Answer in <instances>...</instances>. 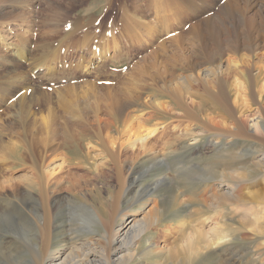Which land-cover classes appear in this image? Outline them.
I'll use <instances>...</instances> for the list:
<instances>
[{"label": "rangeland", "instance_id": "rangeland-1", "mask_svg": "<svg viewBox=\"0 0 264 264\" xmlns=\"http://www.w3.org/2000/svg\"><path fill=\"white\" fill-rule=\"evenodd\" d=\"M247 2V0H0V205L5 206V198L11 199L14 193L24 191L26 188L24 178L29 175L27 178L34 180L36 170L44 166L45 172L52 173V176L56 174L58 187L62 190L58 192L60 195L74 196L71 189L79 192L84 189L80 192L84 195L86 189L85 196L89 204H94L103 211L100 212L103 225L110 222L107 216L113 214L111 218H114L122 208H128L124 210L128 217L140 220L154 205L158 207L156 211L158 221L135 246L137 253L140 254L142 248L148 245L146 241L148 240L152 251L144 258H138L135 264L141 262L226 264L219 263L221 244L219 245L221 247L216 245L209 248L197 258V262H191L185 253L189 243L181 239L182 229L185 227L205 231L213 227L216 217L221 218V221H218L219 225L226 224L234 229L235 233L229 236L230 240L235 236L229 244L230 248L231 246L233 248L228 250L237 254V258L241 260L234 264H259L253 255L260 251L256 246L260 243L261 236L257 235L252 239L253 235L246 230H240L246 234L242 235L245 239L241 241L238 231L236 233L237 228L242 229L240 224L242 219L247 229L253 225L244 219L251 209L242 205L244 207L235 211L234 205L226 202L211 209L202 205V202L201 204L198 201L194 202V198L197 199L195 196L201 192V187L207 186L200 173L208 175L212 172L218 176L224 173L223 180L227 183L232 180L229 176L231 171H237L242 177L260 179L261 171L253 164L252 159L264 152V146L252 141L248 146L251 154L247 157H236L235 152H232L230 145L227 144L229 141L227 136L211 134L210 137L208 133L197 128L194 130L196 135L192 133L186 137L190 140L187 143L196 142L194 146L187 148L189 151H179L177 152L179 154L174 153L165 157V152L170 154L173 147L179 148L178 142V145L172 146L168 138L177 137L178 130H181L175 122L181 119L182 112L177 109L176 103L183 93V87L182 83L176 80V85L165 91L161 87L163 82L157 79L160 76L167 78L170 75L189 74V71H185L186 64L194 57L191 51L195 49L200 54L198 45L201 43L191 41L193 36L190 34H187L182 42L175 40L185 36L191 26L194 27L208 16L216 14L218 19L223 20L227 30L239 32L247 30L254 36L261 35L264 0H259V6ZM223 6L238 7L240 11L236 13L241 12V17L235 13L230 19H224L221 14ZM165 14L169 15L170 24L167 27L160 21ZM239 21L242 22L241 25ZM213 43L214 41H211L209 46H214ZM229 55L230 52L225 51L222 56L214 59V64L226 65ZM27 58H30L28 62L37 66L35 69L27 64ZM157 93L165 96L160 100L154 99ZM150 99L162 107L156 118L163 120L162 124H158L159 119L153 120L146 127H139L142 129L138 132L135 123L131 126L136 131L127 127L128 132L121 135L114 131V127L108 126L117 117L132 118L135 115L136 118H133L137 122L141 115L143 119L152 116L156 111L153 108L151 110V106L144 105ZM116 101L123 107L121 108ZM130 102L136 106L135 108L139 107L138 110L141 112L133 108ZM169 121L171 123H168ZM215 121L221 123L224 120L216 118ZM254 121L255 117L250 118L248 123L250 132L253 133L254 128L250 127ZM228 122L225 120L218 126L227 130L228 126L230 127ZM165 124H174L171 126L175 131L171 127L173 130L171 134L162 137L160 133ZM135 133L141 135L135 136ZM51 134L58 136L55 144L50 143L53 138L50 137L48 140L46 136ZM64 134L69 136L71 134L72 137L70 140L73 144L69 150L61 146L62 144L59 146ZM74 135L76 138L78 136L83 138L85 153L91 151L88 159L80 162L81 165L78 159L83 157L79 153L82 152L83 146L78 141L74 142L76 140ZM209 139L221 142L209 150L207 148ZM89 140L94 144H90ZM102 141H106L107 146L110 144V148L101 146L104 144ZM124 143H127L130 153L123 157V162L127 160L123 165L119 147ZM130 143L133 146L135 144V148L131 149ZM44 144L48 146L46 150L50 157L42 164L37 153ZM142 144H153V147L150 145L152 147L150 154L148 152L147 154L153 158L156 156L157 159H163L162 162H143L144 159L140 157V161L131 163L128 156L131 152L137 153ZM71 146L75 148L76 154ZM90 148L95 149L92 151ZM195 161L203 172L193 169L178 171L182 163L190 164ZM87 166L94 167L93 172L97 175H87L85 170L83 171L88 168ZM131 169L136 173L134 179H131ZM85 180L88 181L86 185ZM130 183L133 187L130 201L126 203L127 200L124 202L123 198ZM21 211L22 209H18L17 212L10 211L4 217V222L1 221L0 230L9 239L5 241L7 244H0V264H32L23 236L25 213ZM196 221H202L203 226L200 227ZM70 233L69 223L65 228L55 230L51 239L53 246L56 247L61 242L70 246L77 243V239H83L77 237L75 232ZM73 237L74 240L71 239ZM188 237H192L190 231L187 235L184 234V240ZM234 243L237 247H234Z\"/></svg>", "mask_w": 264, "mask_h": 264}, {"label": "bare ground", "instance_id": "bare-ground-1", "mask_svg": "<svg viewBox=\"0 0 264 264\" xmlns=\"http://www.w3.org/2000/svg\"><path fill=\"white\" fill-rule=\"evenodd\" d=\"M185 1H191V0H185ZM247 1L248 4L254 6L260 5L259 0H247ZM238 11H240L238 7L223 6L221 9V14L224 17V19H230L232 15ZM236 15L238 17H241V12L240 14L236 13ZM160 21L165 23L163 25H166L167 27L170 24L169 15L165 14ZM241 24L242 22L239 21V25ZM261 32H262L261 35L254 36L247 30H243L242 32H239L237 30H227L223 25V20L218 19L216 14H214L204 19H201L197 24H195L194 27L191 26V28H189L185 36L183 35L178 40H175L182 42L185 39V37H187V34H190L193 36V38L190 39L191 41H193L194 43H196L197 41L201 43L198 45L199 50L201 51L200 54H198L195 49L194 50L192 49L191 52H192V56L194 57L192 60H189L188 63L186 64L187 70L185 71V72L189 71V74L187 75L178 74L176 76L170 75L167 78H165L164 76H160V78H157L159 79L158 81L163 82L161 87L165 91H167V88L171 89L173 86H175L176 80L177 82H181L183 87L182 95L180 97L178 95L179 99L177 97L175 98L176 100L177 99L179 100V101L177 100L178 103H176L177 109H180L183 114L182 116V114L180 113L181 115L180 116L181 119H179L180 121L175 122L176 126L179 125L181 130H178L179 135L177 137L171 139L168 138V141L170 140L172 146H174V144L176 146L178 142L179 148L177 147H176L177 149H175L174 147L173 149L171 148L172 152L170 153L167 151L170 154H167L165 152L166 154L165 157H169V155L171 156L172 154L177 153L179 151H186L189 146H194L196 142L187 143L189 139L188 138L186 139V137L191 136L192 133L193 135H196L194 134L195 132L194 130H197V128L206 134L208 133L210 137L211 134L213 135L215 134L220 137L223 136V134L224 136H227L229 140L227 144L230 145L231 151L235 152L236 157H247L248 154H251L248 146L252 141L259 142L262 146H264V22L262 24ZM211 41H214L213 43L214 46L213 45L209 46ZM7 44L8 43H5V45ZM225 51L230 52L227 64L226 65L223 63L214 64V59L222 56V54H224ZM26 60H27V64L32 69H35L37 67L33 63L28 62L30 61V58H27ZM253 72L254 74H252ZM137 85L139 84L137 83ZM134 86H136V84ZM157 94L158 95H155L153 97L154 99L160 100L163 98V96H165L162 95L161 93H157ZM148 95L150 96V94ZM121 101H123V99ZM157 103H155V101H151V99L144 103V105L147 104V106L148 105L151 106L150 107L151 110L153 108V110L156 111V113L154 114L152 113L153 115L149 116L146 119L141 118L142 116L141 115L140 120L136 122L135 121L136 119L133 118L135 117V115L132 116L131 114L132 118L128 117L129 119L120 118V117L119 118L117 117L118 119L114 118V120L110 122L108 126L110 128L114 127L115 129L114 131H116L118 134L121 135L128 132L127 127H129V129L133 128V126L131 125L136 123L135 125L138 127L137 129L139 132L140 129L139 127L142 128L143 126L146 127L147 124L150 123L151 121L153 120L157 121L159 119L156 118L158 113L162 111V107L161 105L160 106L157 105ZM118 104L120 105L121 108L123 107L120 103ZM172 104L173 103H171L170 106ZM133 105L134 104H132V107L135 108L136 106L134 107ZM136 105L138 106V104ZM114 106H118V105H114ZM138 108L135 109L139 112L140 110H138ZM127 113H129V111ZM253 117H255V121L250 128L253 127L255 133L250 132L248 126L250 118L252 119ZM173 118L175 119V117ZM216 118L224 121L225 120L229 121L228 123H230L229 124L230 127L226 125V127L228 126L229 129L227 130H225L224 128L221 129L218 125H220L224 121L223 122L221 121V123H219L218 121H215ZM157 122L158 124H162L163 120L160 121L159 119V121ZM168 123L171 122L169 121ZM171 125L172 124H165L162 127V131L160 133L162 137L171 134L170 132L173 131L172 128L174 127L172 126L174 124L172 126ZM221 127L223 126L221 125ZM134 130L136 131V129ZM98 132L101 133V131ZM129 132H131V130H129ZM136 133L135 136L136 135L138 136L141 135L140 133L142 132H140L139 134ZM75 135L77 136V134ZM75 135L74 138H76ZM81 135L82 134H80V136ZM46 136L48 140L50 139V137L53 138V140L50 141L51 144H55L54 142H57L56 140L58 139V136L56 134H51L49 136L48 135ZM80 136L77 137L78 140L77 138L76 140L74 138L73 139L75 140L74 142L78 141V143L83 146L84 141L82 140L83 138ZM70 137L71 134L70 136L64 134L62 139H60L62 143L59 144L58 142L59 146L62 144L61 146H65L69 150L70 145L73 144V141L70 140ZM195 138L196 137H194V139ZM155 139H157V137ZM197 140L200 141V139ZM90 141L91 140H89L90 144H94ZM103 141L101 143L104 144L101 143L100 144L101 146L105 145L103 146L105 148L107 144H105L106 141L105 142ZM220 142L221 140L220 141L217 140L213 142L210 141L209 139L207 148L209 150L210 149L212 150ZM132 143H134V141ZM46 144H44V147H42L41 151L37 153L38 158H40L42 161V164H44L47 158L50 157L47 154L46 148L48 146L46 147ZM126 144L125 143L120 144V147L119 144H117L121 152L123 165L126 163L125 161H127L124 160L123 162V157H126V154L130 153L129 152L130 149ZM129 145H132L131 149L133 147L135 148V144L134 146L131 143ZM150 145L152 146L153 144ZM150 145L149 144L140 145L137 153L131 152V154L128 156V160L131 163H135L136 161H140L141 159L139 158L142 157V160L144 159L143 162H148V163L162 162L163 159H157L156 156L155 158L151 156L152 157L151 158L149 156L150 154L149 151L153 147V146L151 147ZM109 146H107V148ZM71 147L74 148L73 146ZM82 148L83 149H81L80 147L82 152L79 151V153L83 157L82 159L81 157L78 159L80 165L82 164L80 162H84L85 159L86 160L88 159V155L91 152V151L87 152L85 150L87 152L85 153L84 146ZM95 148L93 149L90 148V150L93 151ZM78 149L79 147L77 148V150ZM147 152L149 154H147ZM74 153H75V148H74ZM69 154H71V152ZM70 160L68 162L71 164ZM252 160H253V164L257 166V168L261 171L260 179L242 177L237 171H231V173H229V176L231 177L232 180L231 182L227 183L223 180V178H225L224 173L220 174L219 176L218 174L212 172L209 173L208 175L204 173H200L201 178H203V180H206L205 183L207 184V186L205 185L206 188L201 187L200 189L201 192L200 191H199L200 193L197 192L198 195L196 193L197 196L195 197H197V199L195 200L194 198V202L198 201V203L200 204L202 202L203 203L202 205H206L208 208L211 209L216 208L218 205L221 206V204L223 205L228 203L234 205L235 211L244 206H248L251 209V212L248 214V216L244 217V219L246 218V220L253 223V225L247 229L244 226V222L242 219V221L240 222L242 229L237 228L236 233L238 231L241 241L242 239H245L242 236L245 233H243L240 230H244V231L246 230L247 232H249L251 235H253L252 239H254V237L256 238L257 235L261 236L259 238L260 243H258V245L256 246L257 248H259L260 253L258 252L254 254L253 258L256 261H258L259 264H264V257H263L264 256V152L255 155ZM196 162L197 161L192 162L190 164L188 162L182 163V166L180 165V168L177 169L178 171L189 170V169L202 171V169L200 168L199 165H197ZM77 166L79 167V165ZM43 167L36 170L34 176L36 178V179L34 178L35 181L31 178L30 179L27 178L29 175L24 178V180L26 181V185H25L26 188H24V191L19 190L17 193H14L11 199L5 198L6 204L3 200L5 206L0 205V223L2 220L4 222V217L10 211L17 212L18 209H22V211L25 213L26 219L24 220V224H23L24 225L23 236L27 242L26 250L30 256L32 264H135L138 258L142 259L145 256L149 255V253L152 251L151 249L152 247H151V243L148 240H146L148 242V245L142 248L140 254L137 253L135 246L137 242L142 240L143 235L148 232L149 228L158 221L159 217L157 215L158 213H156L158 207L156 205H154V207L151 206L152 207L151 210L147 213L146 216L142 217L140 220L136 219L135 217H128L126 212H124V210L126 211V209L128 208L127 207L125 209L122 208V210H120V212L114 218H111L113 214L111 216H107L110 222L103 225L104 222H101V213H100L103 211L95 207L94 204L93 205H91V203L89 204L88 199L86 200V196H85V194H87L86 189L84 195L80 194V192L84 189H82L80 192L78 190L76 191L75 189L74 190L71 189V191L74 193L73 194L74 196L60 195L58 192L61 189L58 187L59 181L56 180V176H55L56 174H54V176H52L53 175L52 173L48 174L47 171L45 172L43 170ZM93 168L88 167L83 169V171L85 170L84 172H86L87 175L96 176L97 174L96 175L94 174ZM130 175L132 179L136 175L135 170L131 169ZM91 180L93 179L91 178ZM84 184L85 185L88 184V181L86 182L85 180ZM132 187L133 186L130 183L129 187L126 188L125 191L126 193L123 198L124 202L125 199L127 200L126 203L131 197L130 194L132 191ZM32 191L36 192V194H33ZM110 211L112 212V210ZM218 218L220 217H216V219L214 220L213 227L205 231L193 230L190 226H187L185 227V229H182L183 230L181 234L182 236L181 235L180 236L182 237L181 239H183L182 240L183 242L189 243L185 253L187 254L191 262L194 261L197 262V258L202 254H204L207 250H209V248H212V246L215 247L216 245L219 246L220 244L222 248L220 251L217 250L219 251L218 258L221 259L219 263L224 262L226 264H234L236 262L241 261L239 258H237V254L230 252L231 250H228L233 248L232 246L231 248L229 246L231 240L235 238L234 236V238H231L230 240L229 237L231 236L230 234H233L234 232L233 227L230 228L226 224L219 225L218 223L221 221V218L220 219ZM108 220H106V222H108ZM223 220L224 219H222V221ZM202 221L201 222L196 221V224L202 227L204 224ZM67 223L70 224L71 233L75 232L78 235L77 237H82L83 239H77L75 234L74 237L77 239V243H74L73 245L70 246H66L64 242H61L59 245L54 247L51 242V239L53 237V232H55V230L58 231V229L61 230L65 228V225H67ZM1 225L2 223L0 224V228ZM188 231L191 232L192 237H188V239L186 238L184 240V234L187 235ZM74 237L71 239L74 240ZM6 239L9 238L4 236L3 233L1 232L0 244L3 245L7 244L5 242ZM234 247H237L236 244ZM140 264L143 263L141 262Z\"/></svg>", "mask_w": 264, "mask_h": 264}]
</instances>
